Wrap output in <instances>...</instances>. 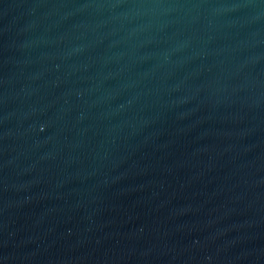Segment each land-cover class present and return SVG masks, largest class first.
<instances>
[{"label": "water", "instance_id": "water-1", "mask_svg": "<svg viewBox=\"0 0 264 264\" xmlns=\"http://www.w3.org/2000/svg\"><path fill=\"white\" fill-rule=\"evenodd\" d=\"M0 264H264V0H0Z\"/></svg>", "mask_w": 264, "mask_h": 264}]
</instances>
